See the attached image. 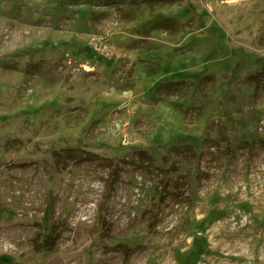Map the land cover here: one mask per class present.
<instances>
[{"label": "rangeland", "instance_id": "1", "mask_svg": "<svg viewBox=\"0 0 264 264\" xmlns=\"http://www.w3.org/2000/svg\"><path fill=\"white\" fill-rule=\"evenodd\" d=\"M0 264H264V0H0Z\"/></svg>", "mask_w": 264, "mask_h": 264}, {"label": "built area", "instance_id": "2", "mask_svg": "<svg viewBox=\"0 0 264 264\" xmlns=\"http://www.w3.org/2000/svg\"><path fill=\"white\" fill-rule=\"evenodd\" d=\"M95 44H97V42H95Z\"/></svg>", "mask_w": 264, "mask_h": 264}]
</instances>
